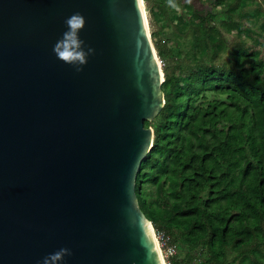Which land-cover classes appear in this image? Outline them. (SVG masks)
I'll use <instances>...</instances> for the list:
<instances>
[{"label":"water","instance_id":"water-1","mask_svg":"<svg viewBox=\"0 0 264 264\" xmlns=\"http://www.w3.org/2000/svg\"><path fill=\"white\" fill-rule=\"evenodd\" d=\"M75 12L81 71L53 52ZM164 80L144 0H0V264H165L136 193Z\"/></svg>","mask_w":264,"mask_h":264},{"label":"trees","instance_id":"trees-1","mask_svg":"<svg viewBox=\"0 0 264 264\" xmlns=\"http://www.w3.org/2000/svg\"><path fill=\"white\" fill-rule=\"evenodd\" d=\"M144 1L151 25L176 19L189 47L151 30L166 103L145 121L154 140L137 173L140 207L178 247L172 264H264V55L243 41L229 46L219 25L248 29L255 0H214L206 13L188 1Z\"/></svg>","mask_w":264,"mask_h":264},{"label":"rangeland","instance_id":"rangeland-1","mask_svg":"<svg viewBox=\"0 0 264 264\" xmlns=\"http://www.w3.org/2000/svg\"><path fill=\"white\" fill-rule=\"evenodd\" d=\"M181 1L182 2L188 1L192 3L193 6L198 11L204 12V13L215 9L214 0H181ZM168 10L171 13H175L172 7H170ZM246 10L252 13L251 14L252 17L249 19L245 18L244 24L246 27H248V29H243L242 32H240L241 34L238 33L236 30L232 32H228L225 26H223L221 22L219 23V25L221 26V29L224 31L226 39L229 41V44H230L229 46L233 45L237 41H243L245 44L251 47L260 49L264 55V0H255V3L248 5L246 7ZM177 11H178V14H181L185 11V9L182 10L181 8H178ZM257 11H259V13L255 14V12ZM157 12L159 14L162 13L160 9H157ZM146 13L148 17L150 31L152 29L158 31L157 36L159 38L161 37L163 39V42L165 41L164 43H166L168 46L179 45L183 48L189 47L188 38L184 39L183 36H181L182 31L176 27V23H177L176 19L174 20L164 19L162 21H158L155 19L153 22V25H151L150 13L148 12L147 9H146ZM179 23L181 24V22ZM152 39L154 42V40H156V37L152 35ZM177 41H179V44L177 43ZM160 61L163 66L164 61L161 58H160ZM161 250H162L164 259L166 261V264H172V258L174 257V255H176V253L174 255L167 256L170 250L168 249L167 245H163V244L161 245ZM192 253L194 254V256H196V254H198V250H194ZM178 255L183 256L184 254L179 253ZM190 264H194V263H190Z\"/></svg>","mask_w":264,"mask_h":264},{"label":"clouds","instance_id":"clouds-1","mask_svg":"<svg viewBox=\"0 0 264 264\" xmlns=\"http://www.w3.org/2000/svg\"><path fill=\"white\" fill-rule=\"evenodd\" d=\"M66 29L61 38L53 45V52L58 58L72 65L77 71H81L86 63V56L91 48L85 49L84 42L79 37V30L83 27L84 18L81 13L75 12L65 18ZM72 250L61 247L53 253H49L38 264H64L66 256L71 255Z\"/></svg>","mask_w":264,"mask_h":264},{"label":"built area","instance_id":"built-area-1","mask_svg":"<svg viewBox=\"0 0 264 264\" xmlns=\"http://www.w3.org/2000/svg\"><path fill=\"white\" fill-rule=\"evenodd\" d=\"M155 234H156V238L158 240L160 247L162 244L167 245L168 249L170 250V252L167 254V256L174 255L175 253H177L176 245L170 244L171 237L169 234L165 233L164 231L157 232L156 230H155Z\"/></svg>","mask_w":264,"mask_h":264},{"label":"bare ground","instance_id":"bare-ground-1","mask_svg":"<svg viewBox=\"0 0 264 264\" xmlns=\"http://www.w3.org/2000/svg\"><path fill=\"white\" fill-rule=\"evenodd\" d=\"M159 244V243H158ZM158 248H159V250H160V252H161V254H162V250H161V247H160V245H158ZM162 256H163V254H162ZM163 258H164V256H163ZM164 263L166 264V261H165V259H164Z\"/></svg>","mask_w":264,"mask_h":264}]
</instances>
